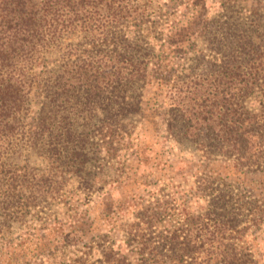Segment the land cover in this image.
Returning a JSON list of instances; mask_svg holds the SVG:
<instances>
[{"label":"trees","instance_id":"1","mask_svg":"<svg viewBox=\"0 0 264 264\" xmlns=\"http://www.w3.org/2000/svg\"><path fill=\"white\" fill-rule=\"evenodd\" d=\"M249 1L243 15L235 0L216 14L193 13L189 22L199 29L184 44L180 27L153 0H0V236L8 242L17 228L35 234L52 217L40 215L44 203L72 178L88 186L115 180L114 140L126 133L118 113L134 109L151 75L169 135L199 140L198 149L231 159L239 173L263 176L264 0ZM156 45L171 48V56L191 54L173 66ZM255 92L252 109L247 100ZM242 189L236 179L232 204L220 193L176 224L160 223L180 215L166 207L140 212L121 227L125 252L108 236L86 250L104 247L98 258L76 261L256 264L251 249L254 232L264 230V195L257 202Z\"/></svg>","mask_w":264,"mask_h":264},{"label":"rangeland","instance_id":"2","mask_svg":"<svg viewBox=\"0 0 264 264\" xmlns=\"http://www.w3.org/2000/svg\"><path fill=\"white\" fill-rule=\"evenodd\" d=\"M227 1L232 2L153 0L152 4L156 12L165 15L166 22L177 23L180 38L187 44L185 38L192 39L199 29V24L189 22L192 14L222 12L226 9L224 5H228ZM235 1L234 9L240 15L245 14L251 5L249 0ZM162 27L166 30L167 23ZM198 44L203 46L204 41L198 38ZM153 49L156 54L161 53V59L164 53H168L162 60L173 66L184 62L191 54L190 51H177L176 56H171L172 49L166 45H156ZM157 86L156 75L149 76L139 94L132 99L134 109L120 110L117 115L122 119V131L125 128L126 133L121 139L114 140L117 148L114 159L117 162L112 177L115 180L107 179L104 183V179L98 178L92 186L75 178L69 180L51 200V205L44 203V211L40 215L47 211L52 217L36 226L35 234L31 235L32 229L28 235L21 234L23 230L17 228L13 238L9 239L11 242L0 236V264H78L76 258L82 256L79 260L85 259L93 239L102 244L108 236L115 239L116 246L125 252L121 241L125 231L121 227L123 224L128 227L140 212L166 207L169 212H180V218L169 213L160 223L176 224L181 221L183 212L201 210L220 193L227 194L224 199L230 195L228 202L232 204V183L236 179L241 180L245 194L259 202L264 195V172L263 176L255 172L241 174L232 167L231 159L208 155L202 148L198 149L199 140H176L169 135L166 130L169 115L162 109L164 103ZM258 100L259 93L255 92L247 101L252 109H256ZM33 160L30 159V164ZM254 234L257 236L251 250L257 259L256 264H264L263 226ZM94 244L87 254L89 260L98 258L104 250V247Z\"/></svg>","mask_w":264,"mask_h":264}]
</instances>
